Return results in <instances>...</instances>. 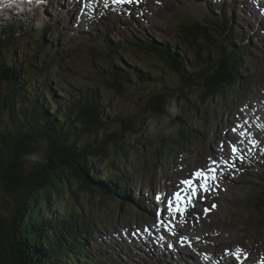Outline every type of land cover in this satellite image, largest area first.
I'll return each mask as SVG.
<instances>
[{"label":"rangeland","instance_id":"obj_1","mask_svg":"<svg viewBox=\"0 0 264 264\" xmlns=\"http://www.w3.org/2000/svg\"><path fill=\"white\" fill-rule=\"evenodd\" d=\"M86 1L96 4L98 10L95 12V18L98 23H94L91 26L82 25L81 21L89 24V16L74 17V10H77L80 5L75 2L70 7V0H59L64 10L58 11L57 14H64L63 21L61 19L62 15H60L61 17L59 19L57 17L55 19L51 18V22L57 20L59 23L62 22V24L60 23V29H55L52 33L56 37L55 46H51L48 49L58 48L61 51L60 57L62 60L60 69L53 70L57 73L58 78L53 79L52 74L50 79L46 77L40 78V83H42L41 81H45L47 86L51 87V97L48 104L56 106L60 112L64 111L62 106L68 104L67 93L73 92L76 94L86 89L91 93L95 85L102 81V76L107 74L108 63L100 53L97 43L99 40L105 41L109 39L112 34L119 39L122 36L132 37V35H135V37H141L140 40L143 41L150 38L157 42L164 40L168 45L180 51L179 54L173 53L176 56V59H174L176 63L178 62L177 58H180L182 54H184L186 60H190L193 63L194 52L177 37V28L186 18L185 9L180 2L173 0L168 8L164 10L163 6L158 7L151 2L138 4L136 0H133L131 3L124 2V6H109L104 10L97 0ZM189 1L194 5V10L200 9L202 11L205 8H211L216 15H223L224 12H229L231 10L230 4L232 3L230 0H224L222 2L221 0ZM244 1L247 2L248 0ZM223 2L226 3L222 4ZM235 6L237 7L238 17H235L236 19H233L232 22L235 24L238 23L240 29L246 34V44L240 42V38L237 42L234 41L232 46L229 39V44L231 49L233 48L238 51L246 50L242 53L244 55L246 54L243 57V66L247 68V72L244 73L243 77H248V79L242 80V85L236 86L235 89L227 83L224 84V87H226V97L222 94L216 99L211 98L212 102L207 112L202 115L204 119L200 118L195 111V106L198 107V110L205 107L202 103V92L200 88L194 86L191 89V93L187 94V87H181V84H183L182 79L168 74L165 70H163V73L160 70L155 71L159 72V74L160 72L162 73L161 75L164 77L163 81L167 83L169 88H176L177 90L173 93L174 96L170 102L168 112L163 116L152 115L150 112L144 110V107L147 105L146 100L157 94V92H154V89L158 88L156 83V86L153 88L151 87L152 85L149 86L145 81H139V83L136 81L135 83L138 85L134 86V83H131L124 95L117 94L111 87H103L100 89L99 97L102 106L105 108L106 113L111 115V118L114 116L117 117V115L125 118L127 115H130L131 120L139 122L142 116L145 117L146 121L142 126V130H146L144 137L146 136L145 139L149 140L147 142L145 139L139 138L141 142L131 146L130 152L121 156L115 154L118 157H113L108 152L104 156H101L98 162L94 164L98 171L108 174L113 179L117 178L116 175L119 169L123 173V178L133 187L132 191L134 195L135 190L138 191V198L147 204L146 209L140 207L143 203L140 199L131 200L130 195L128 197L125 194L122 195L124 199L128 200L127 198H129L131 204L137 202L136 206H138V209L133 206H128L124 202L121 207H118L117 200L112 201L108 199L104 200V203H100L99 197L92 196H83L78 199L79 206L73 205L74 210H83L84 215L89 218V222L92 224V230L89 232V236H82L80 238L81 243H89L95 250L106 253L108 258L112 259L115 264H132V262H135L133 264H147L150 260L152 262L149 264H173V261H169V258L167 259L168 262L164 263L161 260L159 252H157L158 256L155 255L153 259V257L146 254V250H143L144 253L141 254L140 258L129 261L128 256L125 255V252L121 248H123L122 246H126L130 256L133 255V252L129 248L128 243L124 245L120 242L122 238L127 237V234L131 230L124 227L126 225L130 226L131 224L142 226L145 219L153 222L152 213L154 212V207L152 204V193L157 197L159 191L166 189L170 195L178 192L173 191L177 187V182L181 183L185 178L191 177L197 170H205V167L210 166L212 161H219L221 163L222 168L219 169V174L225 169L222 163L228 160L231 166L235 164L237 169L234 170V173L239 175L240 171L238 169L241 167L239 162L246 155L245 160L248 162L246 163L248 165L246 168L248 173L242 174L241 178L233 181L228 186V189L232 188L230 195L228 192L225 195L219 194L218 183L220 182V175L215 180L210 179L211 186L209 191L203 192L205 203L203 201L194 203L190 213L181 218L177 223L180 232L177 231L176 234L174 233L177 238L173 236V243L169 241L166 243H168L169 250H173L189 258L191 257L198 263L200 262L199 264H213L216 262L217 257L212 254L213 249L222 257V260L230 262L231 264H235L231 255L227 254L231 247L246 246L253 252L256 249L258 251H264V213H262V203L264 200L256 195L254 190L259 188L256 181H260L264 185V19L263 21L260 20L258 9H256L258 6L254 9L248 8L250 13L249 18H252L254 23L246 27L247 25H244L242 18L240 20L239 16L242 17L241 14H244V12L247 15L248 10L242 4ZM38 8L26 12V16L21 15V12L16 10L14 13V9H10L9 12L5 13V18L3 20L0 19V29L2 30H5L9 24H17L16 31H18V25L20 24L23 27H26V24L33 26L30 29L26 28L25 31L28 37L22 42L24 45L20 46L24 58H27L28 62L31 61L32 57H26V53L23 51L24 49H29L34 54L36 51H41L45 48L41 42L43 34H45V41L47 43L52 40L47 32L53 26L50 27L49 25L47 32L44 30L45 25L50 23L48 20L50 14L43 18L41 13L37 12ZM55 9L57 11L56 7ZM69 9L72 11L70 14L67 13ZM261 9H264V7ZM261 9L259 10L261 11ZM111 11L114 12L111 14ZM49 12L57 16L52 8L47 10V13ZM138 13H142L144 18L149 21V24L142 22V18L137 15ZM196 14L199 15L197 11ZM170 15L173 16L172 19ZM0 16L3 15L0 14ZM73 17L80 18L81 21H77ZM255 23L257 24L256 26ZM63 31L66 32L65 44H62L63 41L56 34ZM239 33L243 34L242 32ZM17 43L21 44L19 42ZM117 43H119L120 49L123 51L122 61L113 55L110 58L123 67L124 70L128 62L129 65L140 66L142 64L143 67L141 69L143 72L146 71V66L150 68L158 67V65L147 57L138 60V58L133 57L132 53L127 55L124 47H121V40ZM239 43L242 47L239 46ZM18 44L9 48L7 51L5 50V58L10 64H18L17 57L20 60L23 59L21 57L22 52L17 48L19 46ZM223 44L224 42H222V46ZM110 47L111 50L115 49L112 42H110ZM127 47L130 48L131 46ZM150 48L158 52L160 51L154 47L152 42ZM50 52L53 53L52 50ZM46 54L49 55L47 52H44L37 59H44ZM190 69H192L191 66ZM32 78L31 75L26 77L25 84L28 89L33 88L35 85V88L39 86V83L36 84ZM58 85H61L60 87L62 88ZM7 86L6 84H3V86L0 84V100H3L4 97L6 98ZM139 88L142 89L141 93L138 91ZM36 90L38 96L42 94L41 87ZM60 91L61 93L59 94ZM179 93L184 94L183 99L178 98ZM0 102L4 103V101ZM245 103H248L250 109L253 110L246 109ZM53 110L55 109L53 108ZM3 111L4 107H1L0 116L5 119ZM238 111H242L243 114L238 116ZM59 116L61 117V114ZM2 117H0L1 122H3ZM252 118L258 123L254 122ZM182 119L184 122H181ZM190 124H193V126ZM241 124L245 125L247 130L249 129L250 135L254 134L252 139H249L250 137L242 138L240 135L238 136L245 142V147L244 142L235 141L236 134L239 130L238 132L233 131L234 127ZM110 128L112 130H120L118 124H113ZM180 130H182V134ZM183 135H185V140L178 146L175 140L179 139L181 141L180 139L183 138ZM250 140L254 141L255 144L251 143ZM90 141V137H83L77 145L81 147L89 144ZM230 144L235 145L236 148L238 144L241 146L242 152L237 155L239 156L238 159L232 154ZM192 169L194 172H191ZM115 186L118 193L124 185L121 184L119 187L117 185ZM165 193L166 191L163 194ZM213 196L216 198H214V201H210ZM165 197L167 198V196ZM3 199H7V196L3 189L0 188V202ZM215 203H218L219 207H216L214 214H212L208 209V205H215ZM194 206L207 208V211L201 213V209H195ZM70 207V202H66L65 200L59 201L58 208L61 211L70 210ZM189 220H191L190 226L186 224ZM189 228H193L196 232L194 234L190 231V241L193 242L199 253L204 254L203 256H191L189 254L192 253L195 255V251L191 252L190 250H186V244L190 241L184 243L183 235L189 232ZM131 229L135 235L142 237L143 230H138L134 226ZM160 234L161 236H150V240H147V243H154L156 239L166 240L164 233ZM169 235L171 237L173 232L170 231ZM195 236L202 237L204 243L200 244L195 239ZM115 239L119 245L117 243L111 244ZM95 243L97 246H95ZM117 250L120 251L118 255H116ZM222 250L229 256V260H226L223 253H221ZM160 251H162V248H160ZM260 262H263L262 259H260ZM95 264L99 263L95 262Z\"/></svg>","mask_w":264,"mask_h":264},{"label":"trees","instance_id":"obj_2","mask_svg":"<svg viewBox=\"0 0 264 264\" xmlns=\"http://www.w3.org/2000/svg\"><path fill=\"white\" fill-rule=\"evenodd\" d=\"M199 31L193 30L186 36L191 39ZM10 41V35L0 38V84L8 85L6 98L0 100L4 101L0 102V108L4 107L5 116V119L0 116L3 121H0V188L7 196L0 202V264H95L91 262L90 254L94 259L98 251L93 247L91 249L89 243L80 241L82 236L89 235L92 224L84 211L74 210L73 205L79 206L78 199L83 196L99 197L100 203L120 198L122 187L117 193L115 185L126 186L127 180L122 183L120 178L113 179L98 171L94 164L108 152L113 157L124 155L130 152L131 146L141 142L139 138H146V130H142L145 117L142 116L139 122L131 120L130 115L111 118L102 106L100 89L111 87L117 94L124 95L131 83L138 85L136 81H145L153 88L157 84L160 95L147 99L144 110L158 116L168 112L174 96L170 92L173 91L168 89L161 72L159 74L150 68L148 73H144L135 66L132 70L126 65L125 70L123 67L122 70L113 68L108 72V78L102 76V81L95 85L91 93H67L68 104L62 106L64 111L60 112L57 107L53 110L48 104L51 87H46L45 82L36 88V85L26 88V77L32 72L28 59L20 54L25 60L22 63L17 57L19 65H16L5 58L3 48L8 47L6 45ZM108 42V53L114 56L110 40ZM133 45L140 47L134 41ZM155 47L160 50L155 51L161 60L174 63L168 71L173 70L181 76L186 86L200 88L204 93L202 99L221 93L224 84L237 77L235 73L239 65L233 69L226 65L224 69L210 74L214 64L209 57L202 63V72L190 73L192 69L186 59L188 66L182 61L180 65L179 60L177 63L174 60L176 56L169 53L164 45ZM17 48L22 51L20 46ZM225 52L226 46L222 47V53ZM7 57L10 58L9 55ZM55 57L56 54L47 59L48 67L53 66ZM234 61L237 62L236 58ZM36 70L39 77H45V69L36 67ZM202 76H205L204 80ZM40 80H35L36 84ZM185 85L183 83L181 87ZM40 87L42 94L38 96L36 89ZM141 90L139 88L138 91L141 93ZM178 98L183 99L184 94L179 93ZM113 124H118L120 130H112L110 127ZM83 137H90L91 141L78 147L77 143ZM64 200L70 202V210L61 211L58 208L59 201Z\"/></svg>","mask_w":264,"mask_h":264},{"label":"bare ground","instance_id":"obj_3","mask_svg":"<svg viewBox=\"0 0 264 264\" xmlns=\"http://www.w3.org/2000/svg\"><path fill=\"white\" fill-rule=\"evenodd\" d=\"M46 1L47 0H41V3L40 4H43V6H39V8H38V11L37 12H40L41 13V15H42V17L43 18H45V16H47V15H49L50 14V12L49 13H47V10H49V8L51 7V5L50 6H48L47 4H46ZM64 1V0H63ZM80 0H76V2L78 3ZM147 1H149V2H154V5L155 6H158V7H162L163 6V1H168V0H147ZM175 2L177 1V0H174ZM188 2H186V1H184V2H186V4L190 7V8H193V9H195V7H194V5L191 3V1H189V0H187ZM206 1H208V0H206ZM222 1H224V0H221V2ZM230 2H232L230 5V7H231V16H230V19L233 21V19H236L235 17H238L237 16V9H236V6H234V4L236 3L235 2V0H230ZM239 2L242 4V3H244L245 1L244 0H239ZM38 3V2H37ZM81 3V2H80ZM206 3V2H205ZM263 4H264V1H263ZM73 4L72 3H70V7L72 6ZM82 5V4H81ZM95 5L96 4H93V3H89V2H86L85 3V8H86V10L84 11L85 13H87L86 14V17L87 16H89V14H91L90 12H94L95 11ZM16 7H19V8H23V6L22 5H19L18 3H17V1L16 0H0V14H2L3 16H0V19L1 20H3L4 18H5V13H7V12H9L10 11V9H18V8H16ZM164 7V6H163ZM264 7V5L263 6H258V9H261V8H263ZM256 8V7H255ZM257 9V8H256ZM19 10V9H18ZM26 10V9H25ZM74 10V9H73ZM17 11V10H16ZM76 10H74V17L75 16H79L80 15V17H82V13L83 12H80V11H76ZM198 13H199V15L200 16H203V17H206L205 15V13L203 12V11H201L200 9H198V10H196ZM18 12H21V15H24V16H26L27 14L25 13L24 14V12L23 11H18ZM68 12H70V11H67V13ZM66 13V14H67ZM248 13H249V9H248ZM247 13V15H245V12H244V14H241L242 15V17L241 16H239L240 17V20H241V18H242V22L244 23V25H247V26H250L252 23H254L253 22V19L252 18H249V15H250V13L248 14ZM39 14V13H38ZM97 14V13H96ZM32 15V14H31ZM224 15V16H223ZM223 15L221 14V15H215L214 17H212V18H210V17H208V18H210V19H212L213 21H215L216 23H220V25L222 26V28H221V26H220V28H221V30L223 29H226V31L228 32V35H229V39H230V41L233 43L234 41L235 42H237V40L239 39L238 38V36L240 35L241 37H240V42H243V43H245L246 41V39H245V35L244 34H241V33H239V32H241L240 31V26H239V24L237 23V30H234V28L230 25V19H229V15H228V13L227 12H224L223 13ZM33 19V18H32ZM62 19V21L64 20L63 18H61ZM60 19V20H61ZM48 20L50 21V27L51 26H53V28L49 31L50 32V34H52L53 33V31H55V26L54 25H52L51 24V18H48ZM23 22V21H22ZM235 22V21H234ZM17 25V24H16ZM257 24L255 23V26H256ZM5 26H7V25H5ZM4 26V27H5ZM48 26H49V24H48ZM18 27H19V29L20 28H23V25L22 24H20V25H18ZM33 26L32 25H30V24H26V28L27 29H30V28H32ZM49 27V28H50ZM3 28V27H2ZM48 28V29H49ZM149 29H150V31H151V28L149 27ZM251 29V28H250ZM153 30V29H152ZM225 31V30H224ZM58 36H59V39L61 40V41H63V43L62 44H65L66 43V41L64 40L65 39V36H66V32H60V33H56ZM211 37H213V36H211ZM78 38V37H77ZM141 38V37H140ZM24 37H21V39L18 41L19 43H21V44H18L19 46H23L24 45V43H22L23 41H24ZM58 40V39H57ZM110 40V42H112L113 44H114V46H115V49L113 50L114 52L112 53V54H114V56L116 57V58H118L117 57V54H119V53H123V51L120 49V46L118 45V43L117 42H119V38L118 37H116L114 34H112L111 35V37L109 38V39H106L105 41H103V43L105 44V46H106V49L108 50L109 49V41ZM41 42H42V45H43V47H45L46 49H48V48H50L51 47V44H49V42L47 43V41H45V34H43V36H42V38H41ZM72 42V41H71ZM153 43V42H152ZM154 44V43H153ZM246 44V43H245ZM239 46H241V44L239 43ZM244 46V45H243ZM154 47H155V44H154ZM242 47V46H241ZM249 47V46H248ZM248 47H246V48H248ZM156 48V47H155ZM244 48V47H243ZM82 49V48H81ZM158 49V48H157ZM26 50V56H27V54H28V58H30V55H33V52L31 51V50H29V49H25ZM48 50H52L53 51V54H56L57 56L58 55H60L61 54V51L58 49V48H54V49H48ZM245 50V49H244ZM24 51V50H23ZM117 51V54L115 53ZM22 52V51H21ZM25 52V51H24ZM45 52V50H41L40 51V55L42 56V53H44ZM109 52V51H108ZM239 53H241V55H244V54H242V53H244V51L243 50H240V51H238ZM248 52V51H247ZM247 54H249V53H247ZM175 55V54H174ZM246 55V54H245ZM244 55V56H245ZM22 56L24 57V54H23V52H22ZM46 59H48V55L46 54V57H45ZM81 58V57H80ZM242 58H243V56H242ZM27 59V58H26ZM119 59V58H118ZM120 60V59H119ZM177 60H179V63H180V65H181V61L184 63V65L185 66H188L187 65V62H186V60H185V56H184V54H182V55H180V58L178 57L177 58ZM22 62H23V59L21 60ZM82 61V60H81ZM121 61V60H120ZM188 61V63H191V61L190 60H187ZM89 62V61H88ZM79 65V64H78ZM189 68H190V64H189ZM52 76H54V74L52 75ZM53 79H54V77H53ZM45 82V81H44ZM47 94H48V92H47ZM68 102V101H67ZM251 110H253V109H251ZM264 116V115H263ZM251 119V118H250ZM252 120H254V122H256V123H258L254 118H252ZM249 124H250V122H248ZM261 123V122H260ZM244 127H243V129H239V131H245L246 133H248V135H250V131H249V129L247 130L246 129V127H245V125H243ZM245 129V130H244ZM251 132H252V130H251ZM236 136V135H235ZM248 137H250V138H253L254 137V134L252 135L251 134V136H247V138ZM236 142H238V141H240V142H244L240 137H238V136H236V140H235ZM235 144H237V143H235ZM244 147H245V142H244ZM237 149L239 150L238 151V153H237V155H239L240 154V152H242V148H241V146L238 144L237 145ZM221 163L218 161L217 162V165H216V173H215V179H217L218 177H219V169L220 168H222V166L220 165ZM209 168V166H207V167H205V169H208ZM192 177V176H191ZM191 177H187V178H185L186 180L187 179H190ZM214 179V180H215ZM197 183H199V181L197 182ZM208 184L211 186V181L210 180H208ZM124 185V184H123ZM128 186V188H129V191H128V194L130 195V199L131 200H134V199H140V198H138V196H139V193H138V191H136L135 190V195H134V193H133V191H132V186H131V184L129 183V182H127V184H126V186L125 187H127ZM185 186L184 185H181V183L179 182H177V187L173 190V191H181V189H183ZM126 192H127V190H126ZM203 190H200L195 196H193L192 198H191V201L192 202H199V201H203L204 203H205V198L203 197ZM174 194L175 193H173L172 195H171V197L172 196H174ZM168 195H170V193L168 194ZM165 196H167V194L165 193L164 195H163V197L164 198H166ZM141 200V199H140ZM143 203L141 204V206L140 207H142V208H145L146 209V207H147V204L143 201V200H141ZM154 199L152 198V204H153V207H154ZM191 202V203H192ZM202 205L204 206V204L202 203ZM216 207L217 206H214V205H208V209L211 211V213L212 214H214V210L216 209ZM166 212L168 211L167 209L165 210ZM156 211H155V209H154V212L153 213H155ZM161 212H162V210H161ZM190 213V211H188L187 209H186V211L184 212V215H183V217H185L186 215H188ZM207 213V212H206ZM145 214L146 215H148V213L147 212H145ZM168 215L170 216V218H167V219H173L174 220V222L176 223V230H178V232H179V229H178V222L181 220V218H183V217H181L180 215H179V213H174L173 215H170L169 213H168ZM173 216H175V218H173ZM161 217H162V215H161ZM153 220V219H152ZM172 222V221H171ZM165 225V224H164ZM124 228H127V225L124 227ZM175 229H171L170 227H169V231H172L173 232V235L170 237L172 240H173V236H175L176 238H177V236L175 235L176 233L174 232V230ZM175 233V234H174ZM180 233V232H179ZM89 236V235H88ZM160 236H161V234H160ZM101 238V237H100ZM126 238V237H125ZM125 238H122V241L121 242H123L124 240H125ZM90 240V239H89ZM166 242H168V240L166 239V240H159V239H156L155 240V245H158V246H156V247H161L162 248V251H160V248H158L157 249V252H159V255L161 256V260L164 262V263H167L168 261H167V259L168 258H170L169 259V261H173V264H199L196 260H194L193 258H189V257H187V256H183V255H180V254H178V253H176V252H174L173 250H169L168 249V243H166ZM117 243V241H116V239L113 241V243H111V244H116ZM205 243H207L206 241H205ZM212 243V242H211ZM106 244V243H105ZM152 244V243H151ZM94 245V244H93ZM117 245H119L118 243H117ZM117 245H115V246H117ZM95 246H97L96 245V243H95ZM165 246V247H164ZM167 246V247H166ZM123 248H121V250H123L124 252H125V255L126 256H128V258H129V261L130 260H135V259H138V258H140V256H141V254L142 253H144L143 252V250H141V251H139V250H137L135 247H133L132 248V252H133V257L132 256H130V254H129V250H128V248L126 249V246H122ZM118 248V247H117ZM236 249H240V248H238V247H231L229 250H228V252L229 253H234L235 252V250ZM186 250H190L191 252H193L194 250H197V248H195V246H194V244H193V242H189L188 244H186ZM241 250V249H240ZM98 251V253H96L95 255H94V257H99V261H102L101 263H99V264H104V261L105 262H107V263H113V260L112 259H109L108 258V255L106 254V253H101L99 250H97ZM120 253V251L119 250H117V252H116V255H118ZM90 257H91V259L93 258V255L92 254H90ZM231 258L233 259V261L235 262V264H242L243 262H246V264H250V261H249V259H250V256L246 253V252H243L242 250H241V253H240V258L239 259H237L235 256H233V255H231ZM218 259V260H217ZM216 259V262H218V264H231L230 262H227V261H225V260H221V259H219V258H217ZM262 261H264V258H262ZM98 263V262H97ZM133 263H135V262H132V264ZM264 263V262H263ZM114 264V263H113Z\"/></svg>","mask_w":264,"mask_h":264},{"label":"snow or ice","instance_id":"obj_4","mask_svg":"<svg viewBox=\"0 0 264 264\" xmlns=\"http://www.w3.org/2000/svg\"><path fill=\"white\" fill-rule=\"evenodd\" d=\"M116 3H123L128 2L131 3L133 0H115ZM107 6V4L105 5ZM243 111V110H242ZM247 123V121H245ZM243 125H237V128L233 129L234 132H237L239 129H243ZM238 134L243 138L248 136V133L245 131H239ZM251 143L255 144L254 141H251ZM232 154L235 156L238 153V149L233 145L232 146ZM216 161H212L209 168L205 170H199L195 172L190 179L181 181V184L185 187L181 189V191H178L174 194L172 199H169L167 201L168 205V212L170 215H173L174 213H179L181 217H183L184 212L186 211V207L191 204V198L195 196L200 190H203L204 192L209 191L210 185L208 184V180H214L215 173H216ZM199 181V183H197ZM159 199V197H157ZM175 218V216H173ZM183 242V240H182ZM240 249H236L234 253H227L229 255L235 256L237 259L240 258Z\"/></svg>","mask_w":264,"mask_h":264}]
</instances>
